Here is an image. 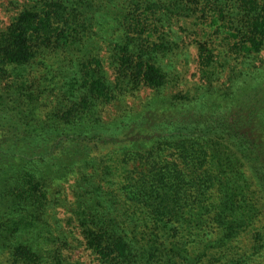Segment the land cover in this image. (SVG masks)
<instances>
[{
  "label": "trees",
  "instance_id": "1",
  "mask_svg": "<svg viewBox=\"0 0 264 264\" xmlns=\"http://www.w3.org/2000/svg\"><path fill=\"white\" fill-rule=\"evenodd\" d=\"M12 6L0 264H264V0Z\"/></svg>",
  "mask_w": 264,
  "mask_h": 264
},
{
  "label": "rangeland",
  "instance_id": "2",
  "mask_svg": "<svg viewBox=\"0 0 264 264\" xmlns=\"http://www.w3.org/2000/svg\"><path fill=\"white\" fill-rule=\"evenodd\" d=\"M24 1V0H22ZM12 3L15 4V0H0V25H3V21H6L7 18L10 15H14L17 11V8L12 6ZM182 69V72L184 73V77L189 80V87L193 86L194 83L197 82L198 76H195L197 73V65L195 63H191L190 66L183 68L182 65L179 67ZM150 91H147L145 94L140 93L141 96L138 99H130L128 98V103L131 106H137L139 107V103L144 100L146 94H148ZM150 94V93H149ZM144 98V99H143ZM117 109L115 107H111L110 111H116Z\"/></svg>",
  "mask_w": 264,
  "mask_h": 264
}]
</instances>
